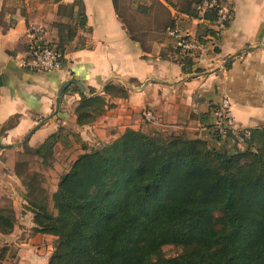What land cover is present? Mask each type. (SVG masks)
<instances>
[{"label":"trees","instance_id":"1","mask_svg":"<svg viewBox=\"0 0 264 264\" xmlns=\"http://www.w3.org/2000/svg\"><path fill=\"white\" fill-rule=\"evenodd\" d=\"M48 1L60 4L63 0ZM182 1L180 6L171 2L166 6L155 0L159 9L154 28L136 32L120 13L118 0H113L119 19L144 53H150L151 47L139 36L167 38L171 43L160 58L174 56L183 74L194 77L205 73L197 62L210 43L213 54L220 52L215 46L222 33L216 28L220 5L207 9L202 16L197 8L208 0ZM170 9L203 21L195 38L182 37L184 42L195 41L200 50L176 46V39L168 34L177 30V19ZM151 10L141 8L146 15ZM58 16L75 22L74 26H56L57 46L65 53L78 30H87L83 2L60 4ZM225 25L227 29L229 22ZM104 93L126 99L129 89L108 84ZM106 106L104 97L82 94L76 111L78 124L95 122ZM215 109L211 105L200 121L213 129L217 138L211 124ZM13 125L11 121L8 127ZM246 132L248 138L241 133L245 150L228 154L202 139L129 129L99 148H86L77 157L52 195L55 213L49 210L46 198L38 201V180L32 177L26 183L30 197L27 210L33 214L31 233L56 239L48 264H264V127ZM62 133L61 129L38 149L27 152L45 162L63 140ZM25 166L20 163L17 170ZM16 222L12 209L0 211L2 235H11ZM168 245L183 247L185 252L157 260ZM9 254L8 246L0 248V264Z\"/></svg>","mask_w":264,"mask_h":264},{"label":"crops","instance_id":"2","mask_svg":"<svg viewBox=\"0 0 264 264\" xmlns=\"http://www.w3.org/2000/svg\"><path fill=\"white\" fill-rule=\"evenodd\" d=\"M14 1L11 10L13 0H0V200L13 201L17 220L11 235L0 233L6 244L14 241L20 227H34L25 201L24 173L17 165L27 149H38L61 129L63 140L54 150L67 152L78 140L83 144L80 156L86 148L108 144L129 129L202 139L217 150L237 153L246 148L242 132L264 127V0H228L232 19L215 44L220 52L213 54L210 43L197 62L205 73L194 77L183 74L174 56L160 58L171 43L167 38L153 41L150 53H144L119 19L113 0H63L60 4L83 2L87 30H78L60 70L22 68L30 27L63 17L58 16L60 4L52 3L44 10V6L34 7L33 0ZM158 1L166 6L173 3ZM170 10L177 19V31L195 38L200 22ZM108 84L126 87L128 97L105 95ZM82 94L102 96L107 106L95 122L81 126L76 111ZM224 98L231 104V130L221 143L200 119L214 105V125V113ZM146 110L153 112L154 123L145 120ZM11 121L14 125L8 127ZM49 258L43 262L33 252L29 261L21 255L19 264H48Z\"/></svg>","mask_w":264,"mask_h":264},{"label":"rangeland","instance_id":"3","mask_svg":"<svg viewBox=\"0 0 264 264\" xmlns=\"http://www.w3.org/2000/svg\"><path fill=\"white\" fill-rule=\"evenodd\" d=\"M171 1L179 6L183 2L182 0H171ZM118 2H119L120 13L123 15V18L127 22L128 26H131L134 31L137 32L141 30L143 32L145 30H150L154 28L155 26L154 19L157 16V12L159 9L155 5V0H118ZM15 3L16 2L14 0L13 2H11V7H10L11 10H13L12 6H15ZM32 3L34 7L44 6L43 7L44 10H46V8L48 10V8L51 6L50 4H52V2L51 1L49 2L48 0H33ZM146 6L152 8L151 14L149 15H146L141 11V8H145ZM62 13L65 14V12ZM60 23L63 24L71 23L73 26L75 24V22L73 21L71 22L66 17H63L59 20L57 19L56 21L50 20V24L48 25L43 24L45 27L41 25L40 26L33 25V26L46 28L47 35H49V37H47L48 41L58 43L59 31L56 26ZM139 37L142 40V42L145 44V46H151L152 42L157 40V35L154 34L139 36ZM76 46L77 47L80 46V43L77 44ZM67 47L71 49L72 46L68 45ZM155 121H156V117L152 123H154ZM225 139L227 138L221 140H219L218 138L217 140L218 142L222 143ZM82 147L83 144L80 141L74 140V145L71 147L70 150H68L67 152H62L60 151V149L54 150L53 156L48 160H46L45 162L31 156L29 152H27L23 156V159L21 160V163L26 164L24 169L21 168L22 173H24L22 183L26 187V183L30 182L31 178L35 176V178L38 180L35 183L36 185L35 187L36 190L39 191L37 194V199L39 201V200H43V198H46L48 208L53 213H55V210L53 208L52 195L56 192L61 177L70 170L72 164L75 161V158L78 156L79 151H81ZM210 147L213 146L210 145ZM213 148L217 149L219 147L217 148L213 147ZM235 153L236 152L234 153L231 152L229 154H235ZM29 200L30 197H27L26 195L25 201L29 203ZM31 200H33V198H31ZM3 209L13 210V201L8 197H4L2 198V200H0V211ZM215 217L219 218V215ZM33 235L34 234L31 233V230H29L27 227H20V229L17 231L16 237L13 238L14 241L11 242V244H6L0 239V248L4 246H8L10 248V254L7 259V264H19V261L21 260V255L23 258L22 260L29 261L30 256L32 255L33 252L38 253L43 262L49 258V254L53 253L54 251L56 239L52 236L51 237L41 236L35 238ZM22 249L25 250L21 251ZM39 252H42V254ZM184 252L185 250L183 247L168 245L162 249L160 255L157 257V260L172 259L182 255Z\"/></svg>","mask_w":264,"mask_h":264},{"label":"built area","instance_id":"4","mask_svg":"<svg viewBox=\"0 0 264 264\" xmlns=\"http://www.w3.org/2000/svg\"><path fill=\"white\" fill-rule=\"evenodd\" d=\"M217 4L220 5L219 19L217 21V29L224 31L226 29L225 23L230 22L232 13L228 7V1L223 0H208L204 2L197 9L203 16L207 9L214 8ZM200 23L203 21L199 20ZM46 28L32 26L28 31L27 50L24 58L20 60V66L25 69L39 71V72H54L58 71L66 63V53L58 49L57 43L48 41ZM169 36L176 39V45L183 48V50L195 51L200 50L201 47L195 41L184 42L182 36L177 30L170 31ZM144 118L147 122L152 123L155 116L151 110L144 112ZM214 131L219 140L227 138L231 130V104L228 98H224L220 107L214 113ZM243 136L248 138L250 135L244 132Z\"/></svg>","mask_w":264,"mask_h":264}]
</instances>
